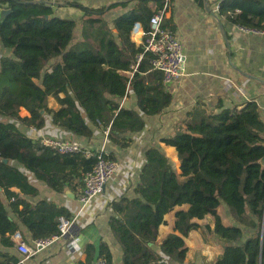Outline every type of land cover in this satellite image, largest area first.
<instances>
[{
	"label": "trees",
	"instance_id": "16d2710c",
	"mask_svg": "<svg viewBox=\"0 0 264 264\" xmlns=\"http://www.w3.org/2000/svg\"><path fill=\"white\" fill-rule=\"evenodd\" d=\"M219 1V16L228 23L264 30V0ZM152 2L163 9V0H136L114 21L116 34L103 10L86 9L82 39L75 43L77 22L56 17L48 2L0 0V13L11 10L0 25L3 248H15L10 236L21 225L36 240L57 234L59 219L67 216L51 202L32 204L11 190L38 195L27 173L56 192H75L83 189L97 162L94 157L53 151L30 136L31 128L43 129L50 118L55 126L87 139L99 127H110L109 137L120 141L143 131L142 114L160 115L170 106L172 97L165 90L163 74L151 66L154 54L130 40L138 23L145 33L150 31L156 13ZM163 25L170 27V22ZM133 40L141 43L138 33ZM129 93L137 96L139 111L121 105ZM50 98L58 103L57 110L49 107ZM22 107L30 117H20ZM161 142L176 149L178 161L173 162L159 146L149 148L134 189L136 197L113 203L121 218L112 217L110 228L121 246L122 264H190L185 239L198 229L227 243L215 264H264V168L259 164L264 157V123L258 105L211 114L197 109ZM176 207L188 208L175 213L173 232L158 241L160 227L167 225L166 217ZM207 216L214 218L213 228L194 222ZM99 257L112 264L108 244L101 243ZM94 261L95 247L89 246L81 264ZM17 263V258L0 250V264Z\"/></svg>",
	"mask_w": 264,
	"mask_h": 264
},
{
	"label": "crops",
	"instance_id": "0c3cea01",
	"mask_svg": "<svg viewBox=\"0 0 264 264\" xmlns=\"http://www.w3.org/2000/svg\"><path fill=\"white\" fill-rule=\"evenodd\" d=\"M55 11V16L77 22L75 30V43L82 39V22L85 10H103V18L109 23L116 34L114 21L134 7L136 0H44ZM167 7L165 21L176 38L183 44L186 63L183 76L175 83L165 86L171 95L170 106L160 115L147 116L142 114L145 128L141 132L129 133L120 141H115L104 135L100 127L91 139L78 137L55 126L51 119L43 129L31 128L29 134L35 139L57 138L80 142L82 145L100 150L104 149L108 158L119 164L118 171L107 184L105 191L94 198L89 204L83 206L79 201L82 189L63 193L49 188L44 182L27 173L33 186L38 189V195L27 196L17 188L11 190L20 194L22 198L32 204L48 201L57 208L66 211V218H75L80 228V240L77 245H68L61 242L41 251L36 256L24 260L23 254L15 248L7 249L0 245L2 252L15 257L22 264H81L87 260V248L95 247V261L98 264L103 260L99 257L101 243L110 246L113 253L112 264H122L121 246L115 240L111 228L112 217L120 219L115 212L113 203L122 197L135 198V187L139 183L140 174L145 164V153L149 148L159 146L173 162L178 161L175 148L161 142L168 138L174 130L183 127L190 113L197 109L205 110L208 114L219 113L224 109L242 111L248 103H256L259 107L260 117L264 123V35H244L235 25H232L219 16V0H163ZM150 7L158 12V2H152ZM163 7V9H164ZM141 30V31H139ZM138 33V39L143 38V27L136 24L131 32L130 40L137 47L141 44L134 42L133 35ZM140 42V40H139ZM140 57L138 58V60ZM134 71H136L134 69ZM130 75L129 73H125ZM131 72V77L133 76ZM64 98V94L59 95ZM121 105L139 111L137 96L129 93L121 99ZM49 107L57 110L58 103L50 98ZM22 110L26 114H22ZM20 117H30L25 108H20ZM180 163V161H179ZM180 174V166L177 167ZM2 189L0 193H2ZM70 192V194H68ZM188 207H176L166 217L167 225L160 227L161 241L173 232L175 213ZM20 210L23 206H20ZM13 216V215H12ZM213 219L211 222L208 220ZM209 221V223H206ZM200 226L202 223L210 224L213 228L215 220L207 216L204 220H195ZM226 223V221H224ZM28 244H32V234L28 228L21 225L18 231ZM211 236L205 235L201 229L193 230L185 239L189 248L187 262L192 264H215L224 247L223 241L216 243ZM190 244L197 247V258L190 260ZM219 245V248H218ZM200 250V251H199ZM201 254H200V253ZM205 253V254H203ZM199 255V256H198ZM203 255V256H202ZM215 255V256H214ZM105 260V259H104Z\"/></svg>",
	"mask_w": 264,
	"mask_h": 264
},
{
	"label": "built area",
	"instance_id": "2783aa9c",
	"mask_svg": "<svg viewBox=\"0 0 264 264\" xmlns=\"http://www.w3.org/2000/svg\"><path fill=\"white\" fill-rule=\"evenodd\" d=\"M166 8L164 7L151 17V29L148 33H143L141 45L144 46L146 52L149 51L154 54L155 59L151 61V66L154 70L162 72L163 84L168 86L183 76L186 55L183 44L176 38L173 30L163 25L167 13ZM219 9L220 5H218V11ZM236 27L244 35H264V30L244 26ZM104 135L106 137L110 135V127L104 129ZM40 143L62 155L82 154L85 158L94 157L97 159L93 170L85 177L84 187L79 196V201L83 206L103 194L107 184L118 171L119 164L108 158L104 149L95 150L77 141L57 138H41ZM58 228L57 234L33 240L32 244L24 242L19 232L13 234L12 239L17 243V249L23 254L24 260L36 256L56 243L64 242L68 245H77L81 242L80 228L76 225L75 218L61 217ZM22 263H24L23 260L17 264ZM98 264H107V262L103 259Z\"/></svg>",
	"mask_w": 264,
	"mask_h": 264
},
{
	"label": "rangeland",
	"instance_id": "374dc122",
	"mask_svg": "<svg viewBox=\"0 0 264 264\" xmlns=\"http://www.w3.org/2000/svg\"><path fill=\"white\" fill-rule=\"evenodd\" d=\"M141 44V43H140ZM177 169V168H176ZM223 213H224V211L223 210H221V214L223 215ZM208 220L211 222L213 219H209L208 218ZM209 221H206V223H209ZM206 223H202V224H206ZM202 226H204V225H202ZM203 231V230H202ZM218 238V237H217ZM211 239H215V236H211ZM220 241H223L222 239H220V238H218ZM216 240V241H215ZM214 241L216 242V243H218V240L217 239H215ZM223 243H224V245H226L227 243L225 242V241H223ZM190 246V248L192 249V250H190V260H192V262H194L195 260H196V258H197V247H195V246H193L192 244H190L189 245ZM218 248H219V245H218ZM200 251V250H199ZM200 253V252H199ZM201 254V253H200ZM203 254H205V253H203ZM199 256V255H198ZM203 256V255H202ZM215 256V255H214Z\"/></svg>",
	"mask_w": 264,
	"mask_h": 264
},
{
	"label": "water",
	"instance_id": "95a60500",
	"mask_svg": "<svg viewBox=\"0 0 264 264\" xmlns=\"http://www.w3.org/2000/svg\"><path fill=\"white\" fill-rule=\"evenodd\" d=\"M11 12V10H2L0 13V25L3 23L5 17ZM5 163H8V160H4ZM259 164L264 168V157L259 161ZM1 191V188H0ZM70 194V192H68Z\"/></svg>",
	"mask_w": 264,
	"mask_h": 264
}]
</instances>
